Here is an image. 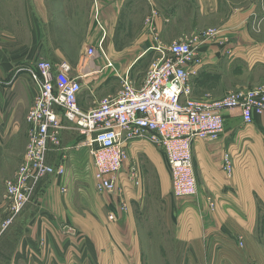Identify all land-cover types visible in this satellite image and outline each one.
Listing matches in <instances>:
<instances>
[{"label":"crops","instance_id":"obj_1","mask_svg":"<svg viewBox=\"0 0 264 264\" xmlns=\"http://www.w3.org/2000/svg\"><path fill=\"white\" fill-rule=\"evenodd\" d=\"M50 1L0 0V227L9 216L5 183L13 178L22 160V154L26 151L28 110L38 93V87L29 75V68L34 67L42 58L59 63L67 61L74 67L73 64L79 62L82 52L88 46L99 45L102 42L103 48L114 61L116 71L113 73L114 79L123 83V78L129 75L136 85L141 86L147 73L144 69L149 68L141 66L144 54L158 46H167L183 38L201 35L210 28H218L222 21V0H144L148 7V15L143 30L137 33L130 15L138 0L95 2L85 0L84 25L80 27L82 32L78 34V39L74 40L70 9L75 4L70 0H53L54 8L51 7ZM56 4L63 9L59 18H56ZM226 26L223 25L224 28ZM228 27L232 29L233 26ZM218 33L217 36H211L212 39L208 38L207 44L206 42L201 44L200 50L205 57H207L205 48L208 50L212 42L219 41ZM72 45H76L78 49H73ZM71 52L77 53L73 63L70 62ZM136 54L138 55L133 57ZM95 62L99 67L104 64L100 59ZM206 63L204 60V66ZM262 65L264 66V62ZM255 67L257 64L253 67L251 65L252 70ZM104 72L92 73L94 85L91 93L84 94L85 89L81 93L79 103L84 110L91 109L95 102L103 98L101 92L106 93L104 96L117 92L115 89L107 91L102 89L112 84L109 80L112 74L106 76ZM84 83L86 84L85 81ZM234 118H228L226 123L234 121ZM254 123L264 130V115H256ZM71 128L69 126L62 132L61 150L48 154V162L54 166L64 161L65 175L60 178L49 176L44 179L32 203L28 204L11 227L1 234L0 264H91V261L95 263L97 255L93 239L85 235L76 237V226L71 221L75 211V197L80 195L82 200L92 205L90 198L94 196L93 193L84 191L85 187L81 185L76 193V181L82 178L81 173L72 167L73 163L75 166L76 163L71 159L77 155V152L74 155L75 149L79 148L74 146L75 149L71 151L73 147L65 145V138L70 139L74 134ZM235 132L233 128L231 133ZM207 143L208 149H219L216 154L220 155L221 163L224 162V155L229 154L228 150L225 147L220 150L217 143ZM84 149L88 158H91L86 146ZM194 149L196 150L195 145ZM206 149L202 146L203 154H208ZM81 154L84 155L83 150ZM211 179L217 202L216 211L233 216L228 218L229 226L224 223L216 230L215 237L218 241H215L216 249L214 248L212 254L206 253L203 242L194 240L186 243L190 250L186 249L184 259L190 258L192 264H203L207 255L212 258L213 264H264V254H255L246 243L242 248L238 239L233 237L232 233L236 231L242 233L246 230L245 224L242 223L246 221V207L243 200L239 199L241 195L238 194L237 183L223 181L222 178L213 176ZM53 184L57 186L58 192H52ZM62 187L66 190H62ZM104 196L107 201V196L110 195ZM15 227L18 231L14 230ZM43 234L48 237L51 252L39 245ZM71 241L73 247L67 249L66 245ZM76 246H88L91 260L88 261L87 254L86 258L81 254V249L79 253ZM28 249L32 250L33 256L29 255ZM138 261L141 264L140 258Z\"/></svg>","mask_w":264,"mask_h":264},{"label":"rangeland","instance_id":"obj_2","mask_svg":"<svg viewBox=\"0 0 264 264\" xmlns=\"http://www.w3.org/2000/svg\"><path fill=\"white\" fill-rule=\"evenodd\" d=\"M70 1L75 4V9L73 6L70 9V19L73 20V39L77 40L78 34L82 32L80 27L84 25L85 0ZM50 2L51 7L55 8L53 0ZM55 10L56 18H59L63 11L62 6ZM221 11L222 28L218 26L209 29L214 31L213 36H217L219 32V41L212 42L208 50L205 48L207 57L203 55L207 63L205 66L203 63L191 77L196 98L208 95L221 97L232 90L264 84V0H222ZM147 15V4L144 0H138L130 15L137 33L143 30ZM224 24L227 25L225 28ZM231 25L233 27L229 29L228 26ZM210 37L208 38L212 39ZM208 40L205 41L206 44ZM230 43L232 45L227 47ZM72 48L78 49L76 45H72ZM69 55V60L73 63L77 53L71 52ZM159 56L156 49L147 52L141 66L148 68ZM55 63L58 64L59 61ZM78 63L73 64L75 68ZM255 64L257 67L252 70L251 65L253 67ZM97 65L94 60L91 66L93 68L83 72V80L86 82L84 94L91 93L94 85L91 75L98 71H105L106 76L112 74L109 77L112 84L102 89L120 90L122 81L114 79L115 69H103V65ZM100 94L104 97L106 93ZM67 126L72 127L70 124ZM231 126L235 129V134L231 133ZM71 130L74 134L70 139L64 140L65 145L73 147L71 151L75 149L74 146L79 148L75 149L74 155L76 152L77 155L71 159L76 163L72 167L81 173L82 178V181H76V193L81 185L85 187L84 191L94 195L90 198L92 205L82 200L80 195L75 197L76 212H73L71 221L76 226V237L85 235L94 241L97 259L95 263L91 261V264H139V258L141 264H192L191 259L185 260L183 255L186 249L190 250L186 243L194 240L203 242L206 253L212 254L214 248L216 249L215 241H218L215 237L216 230L224 223L229 226L228 218L233 214L216 211L217 202L211 176L237 183V191L241 195L239 199L243 200L246 207V221L242 222L246 230L232 233L233 237L238 239L242 248L246 243L255 254H264V130L257 123L243 124L239 118H234V121L226 123L225 130L215 140L195 142L194 165L198 191L190 196L176 197L173 194L171 169L160 146L149 138H137L129 143V163L138 164L141 181L135 187V184L125 181L128 200L125 209L119 205L116 196H107L106 201L103 194L96 192L91 175V158H88L82 143L84 138L77 129ZM207 142L217 143L220 150L223 147L228 150L230 171L224 162L221 163L220 155L216 154L219 149H208ZM202 146L207 148L205 151L208 154H203ZM82 150L84 155L81 154ZM51 190L58 192L55 184ZM33 200L34 198L25 207ZM11 225L2 230L0 227V236ZM16 229L17 227L14 228ZM76 247L78 251L82 250L81 254L85 258L86 254L89 256L88 261L91 260L88 246ZM203 264H213L212 258L206 255Z\"/></svg>","mask_w":264,"mask_h":264},{"label":"built area","instance_id":"obj_3","mask_svg":"<svg viewBox=\"0 0 264 264\" xmlns=\"http://www.w3.org/2000/svg\"><path fill=\"white\" fill-rule=\"evenodd\" d=\"M213 34L209 30L156 47L160 56L149 66L141 86L126 75L120 90L104 96L89 110L79 103L85 89L84 70L93 68L97 59L104 61L103 69H114L102 42L88 46L76 68L67 61L56 64L45 58L29 68L38 93L27 115L26 151L13 178L5 183L9 216L1 230L14 222L44 179L65 175L64 161L54 166L48 162V154L61 150L67 124L84 137L96 191L117 196L122 209L128 205L125 181L134 187L141 181L138 164H130L128 154L129 143L137 138H149L165 152L176 197L196 194L195 142L218 138L228 118L238 117L243 124H250L256 115H264V84L232 90L221 97L194 96L191 77L204 63L200 47ZM224 163L230 171L229 154L224 155ZM39 245L51 252L46 235ZM72 247V241L66 245ZM28 253L34 255L31 249Z\"/></svg>","mask_w":264,"mask_h":264},{"label":"bare ground","instance_id":"obj_4","mask_svg":"<svg viewBox=\"0 0 264 264\" xmlns=\"http://www.w3.org/2000/svg\"><path fill=\"white\" fill-rule=\"evenodd\" d=\"M259 116V115H258Z\"/></svg>","mask_w":264,"mask_h":264}]
</instances>
